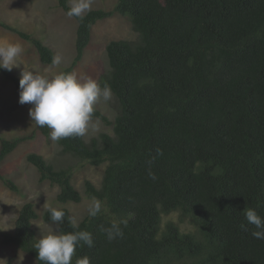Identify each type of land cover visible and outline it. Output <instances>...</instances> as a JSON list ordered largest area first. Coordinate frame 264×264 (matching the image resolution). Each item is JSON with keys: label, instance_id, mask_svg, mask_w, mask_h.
Wrapping results in <instances>:
<instances>
[{"label": "trees", "instance_id": "trees-1", "mask_svg": "<svg viewBox=\"0 0 264 264\" xmlns=\"http://www.w3.org/2000/svg\"><path fill=\"white\" fill-rule=\"evenodd\" d=\"M57 3L67 14L69 0ZM114 14L129 19L137 38L105 46L107 69L98 82L110 86L117 111L111 120L95 107L93 118L111 132L57 142L67 157L105 164L99 187L83 181L85 194L102 202L100 214H85L73 228L69 210L56 208L66 213L58 231L87 230L94 239L93 247L77 248L72 264L84 257L90 264H264V240L252 236L256 229L245 218L248 208L264 218V0H117L112 10L73 17L75 55L61 72L73 73L93 26ZM0 27L30 42L40 64L52 65L54 52L40 38L6 21ZM0 74L20 90L19 73ZM49 132L35 124L24 136L0 133L5 187L18 188L1 170L9 154ZM25 158L38 181L59 186L58 202L82 200L71 183L73 164L35 152ZM170 213L176 221L162 223ZM38 218L53 223L49 208L38 214L33 202L21 204L1 243L44 264L35 249ZM121 219L128 220L123 237L109 242L101 226Z\"/></svg>", "mask_w": 264, "mask_h": 264}, {"label": "rangeland", "instance_id": "rangeland-1", "mask_svg": "<svg viewBox=\"0 0 264 264\" xmlns=\"http://www.w3.org/2000/svg\"><path fill=\"white\" fill-rule=\"evenodd\" d=\"M116 1L93 0L92 9L109 11L113 9ZM0 21L9 22L19 30L40 38L52 48L54 56L56 54L62 56V63L59 66L42 65L30 42L0 27V41H19L24 47L21 57L22 65L20 68H14L20 75L24 68L26 71L32 70L53 76L72 62L75 55L76 21L67 16L59 7L57 0H0ZM136 38L137 33L133 31L129 19L125 16L114 14L98 21L93 26L91 41L81 60L74 67L73 73L81 80L92 78L98 82L100 75L107 69L106 44L111 40ZM19 95L20 90L0 74V133L7 138L27 135L35 128V122H32L29 116L31 105H21ZM96 108L112 120L117 111V103L113 97L108 102L101 100ZM93 124L96 128L89 129L84 136L86 141L102 131L111 132V127L97 118H93ZM29 152L39 153L56 165L73 164L71 183L80 190L82 200L78 203L58 202L55 195L59 191V186L49 181H38L36 169L25 158ZM104 167V163L92 166L87 162H79L61 154L60 146L49 136L35 133L32 139L21 142L1 165L4 176L13 180L18 188L12 191L0 181V264H33L34 262L31 257L16 247L1 243L3 233L13 230L18 207L21 204L27 201L33 202L38 214L47 208L65 207L69 210L70 218L74 217L78 223L88 213V204L93 199L85 194L83 181L88 179L99 187ZM169 219L176 221L177 213L163 215L162 223ZM32 226L38 239L52 231H58L56 224L46 223L40 218L34 220ZM181 227L186 229L189 225L182 224Z\"/></svg>", "mask_w": 264, "mask_h": 264}, {"label": "clouds", "instance_id": "clouds-1", "mask_svg": "<svg viewBox=\"0 0 264 264\" xmlns=\"http://www.w3.org/2000/svg\"><path fill=\"white\" fill-rule=\"evenodd\" d=\"M93 0H70L67 11L69 18L83 20L92 10ZM24 47L19 41H0V69L11 72L20 68ZM62 63V56L56 54L52 59L53 66ZM19 103L31 105L29 116L39 127L50 129L49 137L53 142L67 138L84 137L89 129L95 130L93 115L96 105L103 100L111 101L113 92L107 83L101 85L95 79L81 80L75 73L59 72L53 76L40 74L32 70L21 71L19 80ZM159 153V150H158ZM155 180L156 176L149 173ZM102 202L93 198L88 204L89 216L96 217L102 211ZM50 220L57 225L63 223L66 213L63 210L49 208ZM248 224L255 227L252 236L264 240V218L255 209L245 211ZM73 228L78 224L74 217L70 218ZM128 220H114L107 228L101 226V231L109 242L123 237L121 225L127 226ZM243 227V225H242ZM94 246L92 234L87 230L73 232L52 231L42 236L35 244L38 260L44 264H72V258L78 247ZM77 264H90L87 257L77 260Z\"/></svg>", "mask_w": 264, "mask_h": 264}]
</instances>
